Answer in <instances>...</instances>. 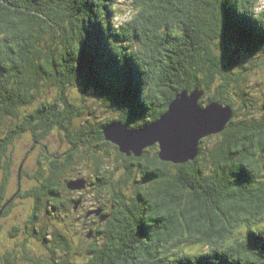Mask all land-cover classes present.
I'll return each instance as SVG.
<instances>
[{"label": "trees", "instance_id": "trees-1", "mask_svg": "<svg viewBox=\"0 0 264 264\" xmlns=\"http://www.w3.org/2000/svg\"><path fill=\"white\" fill-rule=\"evenodd\" d=\"M197 91L231 116L186 161L104 132ZM0 264H264L260 0H0Z\"/></svg>", "mask_w": 264, "mask_h": 264}, {"label": "water", "instance_id": "water-1", "mask_svg": "<svg viewBox=\"0 0 264 264\" xmlns=\"http://www.w3.org/2000/svg\"><path fill=\"white\" fill-rule=\"evenodd\" d=\"M201 93L182 92L161 119L142 128L130 129L115 121L108 126L115 128V132H107V138L123 151L138 155L145 147L159 143L162 160L186 161L196 153L199 139L220 131L231 116V109L217 102L200 107Z\"/></svg>", "mask_w": 264, "mask_h": 264}, {"label": "rangeland", "instance_id": "rangeland-1", "mask_svg": "<svg viewBox=\"0 0 264 264\" xmlns=\"http://www.w3.org/2000/svg\"><path fill=\"white\" fill-rule=\"evenodd\" d=\"M126 3H127V1H126ZM125 5V4H124ZM118 19H119V21L120 20H123V18L120 16V17H118ZM77 90H78V92L80 93V90H79V87H77ZM86 90H88V89H86ZM77 92V93H78ZM87 92V94L89 95V94H91V90L89 89L88 91H86ZM93 92V91H92ZM82 94V93H81ZM202 94V93H201ZM200 94V95H201ZM94 99H96V97H95V95H94V97H93ZM99 102V99H96L95 101L93 100V99H91V98H89V100H88V105L89 104H93V103H95V104H97ZM119 102V101H118ZM91 104V107L92 108H94V113L93 114H91L90 112H88V113H86L87 112V110H88V108H87V106L86 105H84V108L83 109H81V113H83L84 114V118H83V120L84 121H88V120H90L89 121V123L91 124V125H94V126H96V122H100V121H105V119H106V117L108 116V115H110L109 113L107 114V115H104L103 114V112H101V111H99V110H105L106 108L105 107H103V106H99V108H97L96 106H94V105H92ZM111 105H113V104H110V106ZM107 111L109 112V110L107 109ZM107 111H105V112H107ZM110 113H111V116L112 117H116V116H118L119 115V111L118 110H115V109H113V108H111V110H110ZM92 119H95L96 121H93ZM92 121V122H91ZM83 121H81V123H80V125H78V121L77 120H75L74 121V127L75 128H77V127H79V128H81L82 126H83ZM109 126V125H108ZM107 125H106V127L104 128V132L105 133H107V132H109L110 134H113L114 132H115V128H113V127H108ZM143 126H141V127H139V128H142ZM57 136H58V134L56 133V131H54L53 133H52V138L55 140V139H57ZM124 152H126V151H124ZM127 153V152H126ZM131 153V152H130ZM159 154H160V152H159ZM84 170V169H83ZM82 174V173H81ZM83 175H85V177H89L90 175H89V173H86V171L85 172H83ZM85 237V236H84Z\"/></svg>", "mask_w": 264, "mask_h": 264}, {"label": "clouds", "instance_id": "clouds-1", "mask_svg": "<svg viewBox=\"0 0 264 264\" xmlns=\"http://www.w3.org/2000/svg\"><path fill=\"white\" fill-rule=\"evenodd\" d=\"M260 8L264 9V0H260Z\"/></svg>", "mask_w": 264, "mask_h": 264}, {"label": "snow or ice", "instance_id": "snow-or-ice-1", "mask_svg": "<svg viewBox=\"0 0 264 264\" xmlns=\"http://www.w3.org/2000/svg\"><path fill=\"white\" fill-rule=\"evenodd\" d=\"M238 40H239L240 43H243L244 38L243 37H240V38H238Z\"/></svg>", "mask_w": 264, "mask_h": 264}]
</instances>
